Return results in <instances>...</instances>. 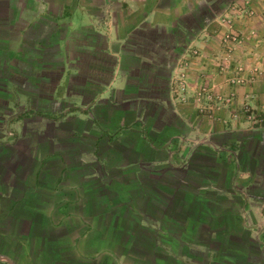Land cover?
I'll use <instances>...</instances> for the list:
<instances>
[{"label":"crops","instance_id":"crops-1","mask_svg":"<svg viewBox=\"0 0 264 264\" xmlns=\"http://www.w3.org/2000/svg\"><path fill=\"white\" fill-rule=\"evenodd\" d=\"M193 47L188 93L264 105V0H0V264H264V126L179 102Z\"/></svg>","mask_w":264,"mask_h":264},{"label":"rangeland","instance_id":"rangeland-1","mask_svg":"<svg viewBox=\"0 0 264 264\" xmlns=\"http://www.w3.org/2000/svg\"><path fill=\"white\" fill-rule=\"evenodd\" d=\"M247 11H241L239 7L232 3L226 8L225 11L221 13L217 17V19L212 22L213 24L212 29L216 31V33L220 32V40L222 41L221 47H222V54L220 55L219 59H221V62L218 59H213L211 61L212 63L215 62V69L217 70L215 74L212 76L215 77V75H223L225 74L224 78L225 81L228 82V84L232 85L235 82L241 84H247L252 83L253 79L258 77L257 75H252V72L255 70V64L251 66H248L247 72H245V69L242 70V73L237 71L236 68H229L231 66V61L227 57L228 54L232 49H235V47L231 43H236L239 41V37H241V33L238 32L237 29H235L233 22L234 18L238 17L237 15L240 14H246ZM211 27V25H210ZM209 27V28H210ZM198 53V50L196 47L191 48V50L188 52V54L183 55L181 58L179 57L177 64L174 66L172 70V78L173 81V90L172 92L177 95V98H179V102H186L189 98L188 94L191 93L194 100L197 102H200L202 99L208 101L210 103L209 107H198L199 111L204 110L206 112H209L208 115L215 116L216 113L220 112L221 110L228 108L230 109L229 112V119L223 120L224 124L228 127H233V121L232 120H238L239 118H243V120L246 122L247 128H257L264 126V105L258 107V108H252L250 105L242 101L240 105V108L234 107V91H227V92H221L217 91L215 89H208L205 86L197 87L194 89H190L188 93V68L191 67L192 62V55H196ZM220 54V53H219ZM231 54V53H230ZM218 55V54H217ZM226 62V63H225ZM230 62V66L227 65V63ZM217 67L219 69H217ZM240 67V66H238ZM246 67V66H245ZM247 68V67H246ZM241 69V67H240ZM172 81V80H171ZM175 83V85H174ZM190 95V96H191ZM9 128L10 126H8ZM238 125V124H236ZM6 126L4 123L0 124V127ZM48 254L43 253V257H47ZM51 262V261H50Z\"/></svg>","mask_w":264,"mask_h":264},{"label":"built area","instance_id":"built-area-1","mask_svg":"<svg viewBox=\"0 0 264 264\" xmlns=\"http://www.w3.org/2000/svg\"><path fill=\"white\" fill-rule=\"evenodd\" d=\"M245 10V8H241V11H244Z\"/></svg>","mask_w":264,"mask_h":264}]
</instances>
